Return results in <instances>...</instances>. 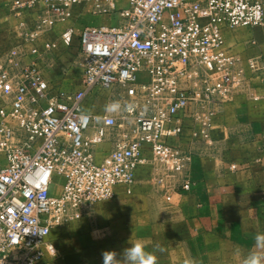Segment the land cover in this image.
Segmentation results:
<instances>
[{"label": "built area", "instance_id": "built-area-1", "mask_svg": "<svg viewBox=\"0 0 264 264\" xmlns=\"http://www.w3.org/2000/svg\"><path fill=\"white\" fill-rule=\"evenodd\" d=\"M89 3L98 14L117 13L119 23L82 30L78 90L51 88L20 52L0 62V264H51L52 230L113 199L118 186L131 193L150 161L162 191L189 190L193 158L214 154L218 108L248 86L241 59L223 48V29L264 24V0H128L124 7L118 0H15L19 8L43 5L24 34L32 53L44 30ZM75 35L69 27L61 40L71 46ZM248 65L264 72L262 59ZM141 72L148 81H139ZM91 96L119 108L97 112ZM185 138L188 146L175 143ZM105 142L110 148L99 153ZM56 176L59 194L52 193Z\"/></svg>", "mask_w": 264, "mask_h": 264}, {"label": "crops", "instance_id": "crops-1", "mask_svg": "<svg viewBox=\"0 0 264 264\" xmlns=\"http://www.w3.org/2000/svg\"><path fill=\"white\" fill-rule=\"evenodd\" d=\"M14 2L0 0V62L10 52H20L26 63L37 64L51 88L78 90L82 70L75 59L82 30L115 25L118 14H98L92 3L81 5L71 20L42 32L36 41L39 53L34 54V44L24 34L36 27L43 5L19 8ZM127 2L118 0V5ZM69 27L76 35L66 46L61 36ZM223 33L224 50L241 59L249 83L218 108L214 154L193 158L192 187L164 192L156 185L153 162L140 166L131 193L118 186L113 199L97 202L82 218L52 230L49 238L57 253L51 264H104L107 251L122 258L130 239L155 251L157 264H244L257 250L255 237L264 234V72H253L248 59L264 60V24L225 27ZM47 43L56 47L48 50ZM175 143L189 145L186 138ZM145 155L152 157L151 152Z\"/></svg>", "mask_w": 264, "mask_h": 264}, {"label": "clouds", "instance_id": "clouds-1", "mask_svg": "<svg viewBox=\"0 0 264 264\" xmlns=\"http://www.w3.org/2000/svg\"><path fill=\"white\" fill-rule=\"evenodd\" d=\"M119 105L112 103L106 106V111L114 112ZM256 251L251 252L246 258L244 264H264V234H257L255 237ZM130 247H126L119 254L122 258H117L115 251L104 253V264H157V255L155 251H150L140 242L130 239Z\"/></svg>", "mask_w": 264, "mask_h": 264}, {"label": "rangeland", "instance_id": "rangeland-1", "mask_svg": "<svg viewBox=\"0 0 264 264\" xmlns=\"http://www.w3.org/2000/svg\"><path fill=\"white\" fill-rule=\"evenodd\" d=\"M114 24H118L117 17L114 18ZM139 81L145 82L148 81V74L147 73H139L138 74ZM97 97V96H96ZM94 96H91L89 99V105L93 106L94 110L97 112H102L104 109H106V106L108 105L106 100L102 97L96 98ZM110 148V144L108 142H105L99 146V153L104 152L106 149L108 150ZM54 185L52 186V193L53 194H59L61 192V187L63 184V179L60 176H56L54 180Z\"/></svg>", "mask_w": 264, "mask_h": 264}]
</instances>
